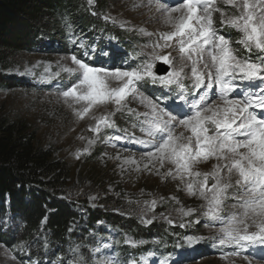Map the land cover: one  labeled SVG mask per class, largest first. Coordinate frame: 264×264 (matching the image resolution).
<instances>
[{"label": "rangeland", "instance_id": "374dc122", "mask_svg": "<svg viewBox=\"0 0 264 264\" xmlns=\"http://www.w3.org/2000/svg\"><path fill=\"white\" fill-rule=\"evenodd\" d=\"M85 2L96 8L109 30H99L93 35L78 30L70 32L69 38L63 41L59 37H55V41L45 38L34 50L13 52L9 55L12 63L6 70L7 76L0 82V116L24 121L37 134L36 143L67 164L66 190L76 196L72 202L81 218L73 225L69 242L55 251L48 242L50 236L47 232L27 243L21 237L23 220L7 203L0 213V264H155L157 261L163 264H264L261 252L254 255L260 245L236 251L235 244H219L222 229L227 227L233 214L244 220L243 224H237L241 234H244L245 226L248 234L259 231L252 221L261 217L250 211L245 217L243 201L236 198L244 193L235 183L239 179L235 170L229 174L227 168L222 167L225 161L216 157L198 158L191 163L190 171L201 173L197 180H203L205 174L213 180L211 183L208 180L209 187L215 182L211 174L217 165H221L219 176L222 183L232 185L217 213L225 221L221 222L206 215L208 199L201 197L198 191L195 195L189 193L187 184L193 180L192 176L178 172L176 165L168 160L161 166L157 157L146 156L152 145L138 142L151 139L146 131L153 118L147 103L149 100L161 108L164 104L171 105L174 99L183 101L184 111L177 120L194 113V108L192 112L189 109L200 97L213 110L226 107L214 78L208 75L210 71L215 72L209 52H205L203 60L195 54L189 59L188 53L179 51L178 38L164 39L187 16L186 9L171 11V7H179L181 0ZM214 6L220 11L212 12L213 26L218 35L230 42L236 57L256 64L264 61V52L255 47L249 50L247 45L238 43L243 38L241 31L227 22L240 14L239 5L234 7L215 0ZM61 42L67 47H62ZM85 52H89L85 62L104 70L95 75L104 80L108 90L126 83L127 78L117 80L111 76L116 70L131 71L151 63V71L159 77L157 66L164 61L158 57H168L169 62L164 64L169 71L161 76L174 79L175 83L161 84L158 80L153 83L142 73L145 79L135 83V91L130 88L120 106L105 98L89 107L87 101H77L62 94L73 83L78 84V65L71 56L75 54L81 58ZM193 60H196L195 65ZM193 67L203 74V83L208 87L194 86ZM244 82L247 81L235 79L234 91H238V96L230 92L227 99L244 100L253 93V98H257L264 88L259 79L242 88ZM181 86L182 96L179 95ZM77 91L83 94L87 86L79 85ZM141 95L145 98L143 101ZM85 108H88L87 112ZM175 112L173 109L172 114ZM203 114L210 116L212 112ZM174 124V140L187 142L192 136L191 127L178 122ZM209 128L212 134V128ZM192 147L195 148L194 137ZM206 196L210 198L211 193L206 191ZM84 204H88L89 209ZM90 210L101 211L104 218L114 221H118L117 216L122 217V230H119L120 225L111 227L108 221H102L90 231ZM184 212L189 215H183ZM134 229L138 231L137 237L131 236ZM150 230L154 234L149 235ZM160 240H171V244ZM127 251L134 254H126ZM223 252L235 255H222Z\"/></svg>", "mask_w": 264, "mask_h": 264}, {"label": "snow or ice", "instance_id": "6c2138e0", "mask_svg": "<svg viewBox=\"0 0 264 264\" xmlns=\"http://www.w3.org/2000/svg\"><path fill=\"white\" fill-rule=\"evenodd\" d=\"M222 2L232 4L234 7L239 5L240 14L227 20L243 35L238 43L247 45L249 50L255 47L264 52V0H222ZM214 3L215 0H181L179 7H171L172 12L186 9L187 16L181 19L176 25V30L167 34L164 39L171 41L173 38H178L179 51L188 53L189 59H192V55L195 54L198 59L203 60L205 52H209L215 65V72L210 71L208 75L214 78L220 95L225 99L226 107L222 110H213L208 103L204 102V98L200 97L189 109L192 112L194 108V113L177 120L184 111L183 101L177 102L174 99L171 105L165 104L161 108L158 103L149 100L147 103L153 118L150 122L146 121L150 123L146 131L151 139L138 142L152 145V150L147 151L146 156L157 157L161 166L165 160H168L176 165L178 172H187L192 176L193 180L187 184L189 193L195 195L198 191L201 197L208 199L206 215L219 219L221 222L225 221L217 213L226 198L227 189L232 186L222 183L219 176L221 165L215 166L216 171L211 174L215 180L211 187L208 186L209 175L205 174L203 180H197L196 178L200 177L201 173L192 172L190 168L191 163L198 158L216 157L217 160L225 161L222 167L227 168L229 174L234 170L238 173L239 179L235 183L244 195H238L236 198L243 201V207L246 209L244 216L247 217L250 211L261 219L252 221L259 229L258 232L248 234L247 226H245L244 234H241L242 230L237 224H243L244 220L233 214L231 220L227 222V227L222 229L223 235L219 239V244H235L242 248L247 247L249 243L264 245V118L258 119L249 111V108L253 106L264 109V88L260 90L257 98H253L255 97L253 93L244 100L227 99V94L235 89L233 81L237 78L248 81L250 86L257 79L264 83V76H261V73H264V61L256 64L241 61L236 57L230 47V42L222 35H218L213 26L212 12L220 11ZM162 10L169 11L168 9ZM221 15L223 17L224 14L221 13ZM88 56L89 52L83 53L81 58L75 54L71 56V60L78 65L76 70L78 84L73 83L62 94L64 97H72L77 101H87L89 107L92 103L103 101L105 98H110L117 106H120L129 94L130 88L135 91V83L144 80L145 75L150 77L153 83L157 80L161 84L175 83L174 79L164 76L157 77L151 71L152 64L148 63L139 69L112 72L111 76L117 80L124 78L127 80L122 87L108 90L104 80L95 75L104 70L93 68L85 62ZM158 59L166 64L169 62L168 57H158ZM193 64H196V60H193ZM205 67L208 65L205 64ZM69 71L72 70L69 69ZM192 73L195 76V87L201 85L208 87V84L203 83V74L198 73L196 67L192 68ZM175 75L178 76L179 73ZM79 85H86L87 91L79 94L77 91ZM179 95H183L182 86ZM140 98L142 101L145 99L142 95ZM173 109L176 110L175 114H172ZM84 111L87 112L88 108ZM209 111L212 112L210 116L203 114ZM174 122L191 127L192 136L187 138V142L177 143L174 140L172 132L175 127ZM209 125L214 126L211 129L212 134H210ZM221 129L223 131H220ZM193 137L195 138L194 149L192 147ZM241 149L245 151H240ZM206 191L211 193L210 198L206 196ZM183 215H189V213L184 212Z\"/></svg>", "mask_w": 264, "mask_h": 264}, {"label": "trees", "instance_id": "16d2710c", "mask_svg": "<svg viewBox=\"0 0 264 264\" xmlns=\"http://www.w3.org/2000/svg\"><path fill=\"white\" fill-rule=\"evenodd\" d=\"M95 9L85 0H0V82L7 76L13 52L34 50L45 38L63 41L78 30L90 35L109 30ZM36 140L37 134L24 121L0 116V213L9 203L11 211L23 220L21 237L27 243L47 232L52 249L58 251L69 242L73 225L81 217L72 202L76 196L66 190L67 164ZM117 217L118 221L110 220L101 211L90 210L88 229L93 231L100 222L108 221L122 230V217ZM132 232L131 236L137 237L138 231ZM148 233L154 234L152 230ZM160 241L171 244V240Z\"/></svg>", "mask_w": 264, "mask_h": 264}, {"label": "bare ground", "instance_id": "6f19581e", "mask_svg": "<svg viewBox=\"0 0 264 264\" xmlns=\"http://www.w3.org/2000/svg\"><path fill=\"white\" fill-rule=\"evenodd\" d=\"M250 86L249 85V82H244L241 86H242V88H244V87H246V86ZM248 88V87H247ZM235 93L233 94V92H232V95H234V96H236L237 94H238V91H234ZM216 95H218V93H216ZM238 96V95H237ZM219 99H221L220 97H219ZM160 102H164V101H160ZM165 105V104H164ZM97 106H99V105H97ZM249 110L252 112V113H254L256 116H258V118H264V117H262V113H264V111H262L260 108H258V107H255V106H253V107H251V108H249ZM120 143H121V141H120ZM127 146H129L128 144H127ZM258 245H260L259 243H256V244H253V245H249V244H247V247H250V246H258ZM247 247H240V246H238V245H235V250L236 251H238L239 249L240 250H243V251H245L246 250V248ZM233 249V248H232ZM260 252H261V255H262V258H264V245H260V248L259 249H257L256 251H255V253H254V255L255 256H257V255H259L260 254ZM240 254V253H239ZM222 255H235L233 252H228V253H225V252H223V254ZM251 259H253V258H251ZM168 261V260H167ZM255 261H259V260H257V259H255ZM178 262V261H177ZM145 263V262H144ZM143 263V264H144ZM155 264H163L162 262H159V261H157Z\"/></svg>", "mask_w": 264, "mask_h": 264}, {"label": "water", "instance_id": "95a60500", "mask_svg": "<svg viewBox=\"0 0 264 264\" xmlns=\"http://www.w3.org/2000/svg\"><path fill=\"white\" fill-rule=\"evenodd\" d=\"M168 71H169V67L166 64H164V63H159L158 64L157 70H156V73L158 75H160V76L161 75H165V74L168 73Z\"/></svg>", "mask_w": 264, "mask_h": 264}]
</instances>
